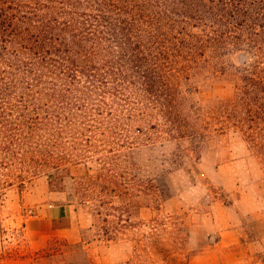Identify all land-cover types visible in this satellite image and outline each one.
Returning <instances> with one entry per match:
<instances>
[{
  "label": "trees",
  "instance_id": "16d2710c",
  "mask_svg": "<svg viewBox=\"0 0 264 264\" xmlns=\"http://www.w3.org/2000/svg\"><path fill=\"white\" fill-rule=\"evenodd\" d=\"M239 45L250 46L251 62L230 71L232 124L264 154V0H0V207L16 158L70 148L75 133L89 146L79 158H93L95 141L119 145L122 122L128 130L140 124L176 138L206 136L205 107L187 103L183 78L199 69L226 73V55ZM55 124L58 136L46 129ZM105 149L99 169L114 170L124 151ZM51 241L77 248L80 264H96L84 240ZM66 255L62 247L45 254Z\"/></svg>",
  "mask_w": 264,
  "mask_h": 264
},
{
  "label": "rangeland",
  "instance_id": "374dc122",
  "mask_svg": "<svg viewBox=\"0 0 264 264\" xmlns=\"http://www.w3.org/2000/svg\"><path fill=\"white\" fill-rule=\"evenodd\" d=\"M249 50L233 47L224 74L199 69L183 78L187 103L205 107L211 126L200 128L206 136L177 139L140 124L128 130L122 122L119 145L95 141L87 152L93 158L78 157L89 148L78 133L70 148L49 145L16 158L6 170L14 181L0 207V264H80L77 248L51 241L55 236L84 240L96 264H219L223 254L231 260L241 255L247 264L248 238L264 264V154L232 124L237 109L229 105L237 97L230 71L250 64ZM56 124L46 127L54 136ZM114 145L124 151L115 158L118 166L99 169L96 159ZM64 151L71 160L62 157ZM46 203L75 206L77 239L29 231L28 220ZM60 247L64 258L45 256Z\"/></svg>",
  "mask_w": 264,
  "mask_h": 264
},
{
  "label": "crops",
  "instance_id": "0c3cea01",
  "mask_svg": "<svg viewBox=\"0 0 264 264\" xmlns=\"http://www.w3.org/2000/svg\"><path fill=\"white\" fill-rule=\"evenodd\" d=\"M27 226L29 231L36 235L59 234L70 239L78 238L77 212L75 206L70 203H46L39 206L35 214L28 220ZM255 243L247 238V256L245 257L247 264H262L259 261L257 251L254 249ZM223 256L226 257H222L219 264H244V258L241 255L234 260L230 259V254H223Z\"/></svg>",
  "mask_w": 264,
  "mask_h": 264
}]
</instances>
